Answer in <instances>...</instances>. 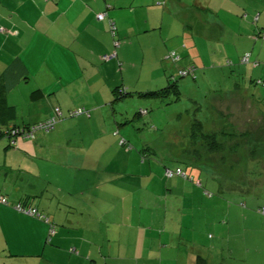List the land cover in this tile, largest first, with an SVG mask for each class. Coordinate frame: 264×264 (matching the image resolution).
I'll return each instance as SVG.
<instances>
[{"label": "crops", "instance_id": "crops-1", "mask_svg": "<svg viewBox=\"0 0 264 264\" xmlns=\"http://www.w3.org/2000/svg\"><path fill=\"white\" fill-rule=\"evenodd\" d=\"M100 12L102 19L96 17ZM163 28L168 34L160 56L167 47L186 50L191 40L197 45L200 38L248 45L264 30V0H0V89L13 114L7 122L33 125L53 116L55 106L63 114L76 107L90 110L89 116L58 119L62 132L70 125L96 122L93 115L104 114V105L119 87L118 73L124 70L120 58L136 45L135 39L139 45V36ZM155 46L160 45L155 41ZM96 68L100 75L94 74ZM36 88L44 92L41 99L30 98ZM236 89L241 94L240 85ZM39 130L32 138L17 137L14 145L0 143V195L13 203L32 201L55 227L49 234L47 222L0 203V264H194L198 254L209 264H228L218 250L220 238H207L208 247L198 238L181 244L175 221L167 227L159 211L143 204V197L135 204L134 193L124 199L121 188L112 187L119 177L109 174L102 183L108 186H102L101 201L83 202L85 137L80 135L69 150L42 155L56 146L51 145L56 139ZM40 160L52 163L53 169L41 174L36 170ZM242 242L245 247L255 244L243 264H264V236Z\"/></svg>", "mask_w": 264, "mask_h": 264}, {"label": "rangeland", "instance_id": "rangeland-1", "mask_svg": "<svg viewBox=\"0 0 264 264\" xmlns=\"http://www.w3.org/2000/svg\"><path fill=\"white\" fill-rule=\"evenodd\" d=\"M167 34L163 28L141 35L139 45L135 39L136 45L123 54L120 88L104 105V114L93 115L99 120L89 121L87 127L70 125L63 132L58 120L48 132L38 129L56 139L51 142L56 146L42 155L64 147L69 150L83 135L88 156L86 168L80 169L87 176L82 182L87 188L83 202L101 201L108 186L102 183L114 175L119 179L112 187L121 188L124 199L134 193L131 202L139 204L143 197V204L159 211L167 227L175 221L181 244L198 238L208 247L207 238H220L218 250L228 264H243L251 259L255 244L247 243L246 248L242 239L264 236V214L260 213L264 210V87L255 83L264 80V35L260 33L248 45L215 44L200 38L197 45L191 40L186 50L167 47L160 56ZM238 55L239 59L247 55L248 60L240 63ZM185 68L181 75L180 69ZM94 74L100 75L97 68ZM168 79L174 85L167 88ZM239 85L241 94H237ZM140 109L147 113H139ZM194 118L203 123L205 135H212L200 134L192 141ZM0 143L9 144L8 138L0 137ZM216 144L221 149L213 151ZM44 162L49 161L37 163L41 174L53 169L52 163ZM165 167L186 170L188 177L195 176V183L181 176L165 178ZM176 178L180 182L173 181Z\"/></svg>", "mask_w": 264, "mask_h": 264}, {"label": "trees", "instance_id": "trees-1", "mask_svg": "<svg viewBox=\"0 0 264 264\" xmlns=\"http://www.w3.org/2000/svg\"><path fill=\"white\" fill-rule=\"evenodd\" d=\"M262 32H263V30L259 31L257 33V37H259L260 36L259 34L262 33ZM242 57L243 56H241L240 59H239L240 60L239 61L240 63H243V61L241 60ZM182 71H186V68L185 69H180L179 72L181 73ZM168 80H169L168 81L169 82L168 83V86H165L167 88L169 86L174 85V82L171 83V80L170 79H168ZM262 82H264V80L257 79V81L255 83H257V84L260 83L259 85H261V86L264 87V85H263ZM119 88L120 87H115L114 90H113V92L115 93L117 89L119 90ZM152 91H148L146 93H149V92H152ZM3 93H4V91H2L0 89V120H1V122H0V137H6V138H8L9 145H14L15 144V141H16V138L18 137V135H22L23 137H26V135H23V134H25L24 131L31 130L33 125L32 124H26V125H23V126H21V125H13L11 127L10 126L7 127V123L8 122H7L6 119L9 118V117H12L13 114H12V111H11L12 110L11 107L8 106L7 104H5V102H4V97H3L4 94ZM43 96H44V92L40 88L33 89L30 92V98L31 99H41ZM56 107L59 108V106L53 107V116H50L49 117V118L54 117L55 118V123H56V121L58 119H62L65 116L72 117V116L80 115V114H86V115L89 116V114H90L89 113L90 110L87 109V108H85V107H81V108L84 109L83 113H80V114H74L73 113L72 114V112L75 109L79 108V107H76V108H73V109H69L66 114H63L62 111L60 110L61 113L57 115L55 113V111H54V108H56ZM139 113H147V110L146 109H140L139 110ZM55 123H54V125H55ZM1 126L6 127L5 130L2 129ZM15 128L18 130V132L16 131L14 134H12L11 131L13 129H15ZM21 129L22 130L24 129V131H21ZM200 134L205 135L203 133V123L200 120H197V119L194 118L193 119V122H192V125H191V133H190L191 140L192 141H195ZM211 135L212 134H210V135L207 134L205 136H211ZM28 137L31 138L32 135H28ZM124 143H125V139L120 140V144L121 145H123ZM211 149L213 151H218V150L221 149V146L218 145V144H216V146L214 148H211ZM190 166H192V165H190ZM192 168H194V167H192ZM167 171H170V174H167L166 173ZM188 174L189 173L186 170L185 171H182L181 168L172 169V168L165 167V178L171 179V178H173L175 176H179V177L181 176V177H186L187 179H191L192 180V183H195V179H194L195 176L194 177H188ZM196 183L198 185H201L200 180H196ZM205 194H207V193H205ZM1 196H4V195H1ZM4 197L6 198L7 202L6 203L0 202L1 204L9 205V206H11L12 208H14L16 211H18L20 213H23L25 215H28V216H31V217H34V218H37L39 220H43V221L47 222L48 225H49V234L53 233L55 224L50 220V218L45 213L41 212L34 204H32V201L29 200V202H28L26 200H23V201H19V202H14L13 203V202H10L6 196H4ZM17 203H19L21 205L22 210L20 209L21 207L19 209H17L15 207V205ZM30 208H35L36 209V212L33 213V214L28 213L27 210L30 209ZM260 213L264 214L263 212H260ZM194 264H209V263H208L207 259L204 256L198 254V255L195 256Z\"/></svg>", "mask_w": 264, "mask_h": 264}, {"label": "built area", "instance_id": "built-area-1", "mask_svg": "<svg viewBox=\"0 0 264 264\" xmlns=\"http://www.w3.org/2000/svg\"><path fill=\"white\" fill-rule=\"evenodd\" d=\"M96 17H97L98 19H102V18L104 17V13L100 12V13H98V14L96 15ZM111 31H112V33L115 32V27H114L113 24H111ZM262 33H263V35H264V30H263ZM114 45L117 47V46L119 45V42H118V41H115ZM114 55H115V53H114ZM103 57L106 58L107 56H103ZM241 60H242L243 62L247 61V60H248V56H247V55H243V57L241 58ZM184 72H185V71H182V72H181V75H183ZM262 83H263V85H264V82H262ZM54 111H55V113H56L57 115L61 113V112H60V109H59L58 107L54 108ZM83 111H84V109L81 108V107H79V108L75 109V110L72 112V114H73V113H74V114H80V113H83ZM54 123H55V118H54V117H51V118H48V119H46V120L39 121V122L33 124L31 130L24 131V129H23V130L21 129V131H24L25 134H23V135L28 136V135H32L33 131L38 130V129L48 131V130H50V129H52V128L54 127ZM16 131L18 132V130L15 128V129H13V130L11 131V133L14 134ZM178 171H179V170H178ZM166 173H167V174H170V171H167ZM0 202L6 203L7 200H6V198H5L4 196H1V195H0ZM15 207H16L17 209H19V208L21 207V205H20L19 203H17V204L15 205ZM20 209L22 210V207H21ZM263 209H264V208H263ZM27 212L33 214V213L36 212V209H35V208H30V209L27 210ZM263 213H264V210H263Z\"/></svg>", "mask_w": 264, "mask_h": 264}]
</instances>
